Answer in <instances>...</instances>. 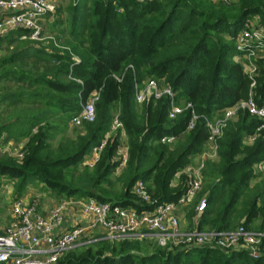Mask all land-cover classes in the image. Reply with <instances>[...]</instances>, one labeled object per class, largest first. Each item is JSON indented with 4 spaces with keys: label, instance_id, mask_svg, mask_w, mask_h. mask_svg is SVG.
Returning <instances> with one entry per match:
<instances>
[{
    "label": "trees",
    "instance_id": "trees-1",
    "mask_svg": "<svg viewBox=\"0 0 264 264\" xmlns=\"http://www.w3.org/2000/svg\"><path fill=\"white\" fill-rule=\"evenodd\" d=\"M66 11L64 41L59 35L32 40L25 28L0 36V105L10 110L0 118V135L27 139L20 158L0 156V180L16 179L17 198L27 184L39 182L58 198L93 197L137 211L177 201L185 180L180 176L174 186L171 180L203 150L206 121L249 97L250 79L235 59L234 36L248 16L260 14L264 24V0H75ZM148 80L168 85L172 96L138 103L136 93ZM252 91L264 104V60ZM94 93L95 120L52 145L49 140L65 131ZM171 102L182 107L174 118L168 116ZM192 114L196 119L187 130ZM236 114L216 139L217 159L204 165L201 191L185 207L191 221L197 200L207 195L200 230L250 229L259 218L256 229L264 231V177L251 185L260 176L253 164L264 160V133L256 131L260 119L242 109ZM114 117L124 142L121 130L112 132ZM104 139L95 163L84 165V156ZM122 143L127 160L116 173ZM137 180L146 183L151 204L132 193ZM140 238L81 242L55 264H264V251L257 259L244 249L195 245L148 251Z\"/></svg>",
    "mask_w": 264,
    "mask_h": 264
},
{
    "label": "built area",
    "instance_id": "built-area-1",
    "mask_svg": "<svg viewBox=\"0 0 264 264\" xmlns=\"http://www.w3.org/2000/svg\"><path fill=\"white\" fill-rule=\"evenodd\" d=\"M216 1L227 4L231 0ZM57 3L58 0H0V36L9 29L25 28L29 31L30 39L43 40L46 36L43 35L41 19L47 15L52 16ZM25 37V35L22 36V38ZM234 42L239 52L235 59L242 64L243 72L250 79V89L254 90V78L258 74L259 63L264 59V24H262L260 14H253L243 20L234 36ZM157 83L154 80H148L144 88L136 93L137 102L141 103L151 96L158 98L162 94L172 96L168 85L159 84L157 86ZM252 90L248 98L223 110L222 119L206 121L208 129L206 143L213 146L214 150L216 139L225 121L240 109L256 115L261 121L256 131L264 133V104L259 105L255 101ZM97 98V93H94L82 104L79 112L71 117L70 122L74 126L79 127L83 123L95 120ZM181 111L180 105L171 102L168 116L174 118ZM195 119L196 115L192 114L187 130L193 127ZM112 129L121 130V139H125L122 124L117 117L113 119ZM255 137V134L250 135L246 140L251 143ZM5 139H7L6 136L1 134L0 150L5 153L11 151V154L20 158L24 143L22 146L18 145L16 151H12V141ZM161 141L171 143L174 138L163 137ZM104 143L105 139L92 149L91 155L84 156V165L92 166L95 163ZM117 150L116 173H119L127 160V147L122 143ZM205 157L206 151L203 150L176 172L177 177L183 176L185 180L183 181V192L177 201L159 203L152 209L137 211L132 207L112 205L93 197H70L63 199L42 214L38 211L37 202L25 204L22 199L17 198L12 206L10 222L0 228V264H55L61 255L75 246L83 235L95 229L104 230L108 238L115 240L140 236V232L143 231L153 235L163 248L195 245L216 248L225 252L244 249L252 259L259 258L264 251V231L255 232L243 225L223 231L200 230L196 227L207 204L205 194L200 196L195 204L192 216L195 225L186 231L180 229L177 212L180 208L188 206L201 191ZM253 171L255 174L264 175V160L256 162ZM132 193L139 203H152L146 183L142 180L134 182ZM70 208L77 217L73 216V220L66 223L65 212Z\"/></svg>",
    "mask_w": 264,
    "mask_h": 264
},
{
    "label": "rangeland",
    "instance_id": "rangeland-1",
    "mask_svg": "<svg viewBox=\"0 0 264 264\" xmlns=\"http://www.w3.org/2000/svg\"><path fill=\"white\" fill-rule=\"evenodd\" d=\"M71 1L74 2L75 0H58L56 10L58 9L59 12L57 13V11L55 10V12L57 14L56 17H55V15H52V16L47 15L44 17V21L41 22L43 30H44L43 31L44 36H46V37L52 36L53 37V36L59 35L61 37V40L63 39L62 41H64V37L65 36L67 37L66 31H68V22H67L68 14L66 11V6ZM56 19L58 21H56ZM2 54H3V52L0 51V56ZM238 64L240 66H242L241 63L238 62ZM259 66H260V63H259ZM259 74H260V68H259L258 74L254 78V81H255V87L254 88H256V86H257V80H258ZM159 84L160 83H157V86H159ZM148 92H149V90H148ZM9 112H10V110H5L3 104L0 105V118L8 116ZM223 114H224L223 111H222L221 115L216 114L212 120H215L218 118L222 119L221 117H223ZM250 115L257 117L254 114H250ZM236 118H237V114H235L234 116H231V118L229 120H236ZM75 127L76 126H74L71 122H68V125H67V128L65 129V131H63L62 133H55L54 138L49 140L50 143H52V145L55 146L56 143L59 141L60 137L65 138V137L73 136L74 135L73 130L76 129ZM79 127H81V126H79ZM79 127H77V128H79ZM59 128H62V126L59 125ZM114 131L115 130L112 129V132H114ZM23 139H25V138H23ZM23 139H20V140L12 139L11 140L12 141L11 150L16 151L18 148V145L22 146L23 143L25 144L27 139H25V140H23ZM122 142H124L123 139H122ZM245 142L248 143V141L246 139H245ZM204 151H206L205 164H206V161H208V160H216L217 159L216 149L214 150L213 146H211L207 143L206 149ZM214 153H215V155H214ZM7 154H11V151ZM3 155H5V152L4 151L2 152V150H0V156H3ZM254 164H253L252 168H254ZM259 175H260L259 178L251 180V185L260 181L261 178L264 177L263 174H259ZM15 186H16V179H9L7 177H2L0 180V228L7 225L11 220L12 206L16 202V199H17V197H16L17 194L15 192L16 191ZM115 187L119 188V182L118 181L115 182ZM18 199H22V202L25 204H27V203L30 204L33 201H36L39 205L41 204V206H44V207L50 209V207L52 208L53 206L57 205L60 201H62L65 198H58L54 194H52L49 190L44 189V187L41 183H39V182L33 183L32 182V183L27 184L25 190L23 191L22 195L18 197ZM177 216H178V214H177ZM178 220H179L180 229L183 231H186V229L182 226H187L188 223L183 221V220L180 222L179 216H178ZM259 223H260V219L257 218L256 220H254V222L250 226L249 230H252L255 232L260 231V229H256V227L259 225ZM194 225H195V223H193L192 226H194ZM202 230H207V229H202ZM140 233H141V235H140L141 238L139 241H140V243H142V245L148 251H153L154 248L156 247V245L161 247L157 243L156 239L150 236L151 234L144 233L143 231H141ZM105 236H107V233L104 230L95 229L94 231H90V232L86 233L85 235H83L77 241L76 245L73 246L72 248L78 246V244L81 242H88V241L94 240L96 238H102ZM72 248H70V249H72ZM67 252H68V250L66 252H64L63 255H65Z\"/></svg>",
    "mask_w": 264,
    "mask_h": 264
},
{
    "label": "crops",
    "instance_id": "crops-1",
    "mask_svg": "<svg viewBox=\"0 0 264 264\" xmlns=\"http://www.w3.org/2000/svg\"><path fill=\"white\" fill-rule=\"evenodd\" d=\"M45 17V16H44ZM44 17L41 19V22L42 21H44ZM2 135H4V136H6V138H7V134H6V132H2ZM5 140H12V138H7V139H5ZM23 140H25V139H23ZM207 144V143H206ZM206 144L204 145V148H203V150H205L206 149ZM202 150V151H203ZM199 154V153H198ZM198 154H196V155H198ZM89 155H91V152L88 154V156ZM196 155L192 158V159H194L195 157H196ZM191 159V160H192ZM193 161H195V160H193ZM178 179H179V177H177V174L175 173V175H174V177H173V179L171 180V185L172 186H174L177 182H178ZM255 179V178H254ZM36 202V201H35ZM51 208V207H50ZM49 209L48 208H46V207H44V206H41V204L39 205L38 204V211L39 212H41L42 214H45L47 211H48ZM177 214H178V216H179V219H180V222L183 220V221H185V222H187L188 224H187V226H182V227H184L186 230L187 229H191V227H193L192 225H193V218H191V221H188V219H186L185 217H184V215H185V208L183 207V208H180L179 210H178V212H177ZM73 216L76 218L77 216L74 214V212H73V210L70 208V209H68V210H66V212H65V222L67 223V222H70V221H72L73 220ZM184 218V219H183ZM190 226V227H189Z\"/></svg>",
    "mask_w": 264,
    "mask_h": 264
}]
</instances>
